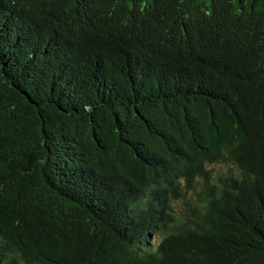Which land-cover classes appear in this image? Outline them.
<instances>
[{
    "label": "trees",
    "instance_id": "trees-1",
    "mask_svg": "<svg viewBox=\"0 0 264 264\" xmlns=\"http://www.w3.org/2000/svg\"><path fill=\"white\" fill-rule=\"evenodd\" d=\"M0 264H264V0H0Z\"/></svg>",
    "mask_w": 264,
    "mask_h": 264
}]
</instances>
